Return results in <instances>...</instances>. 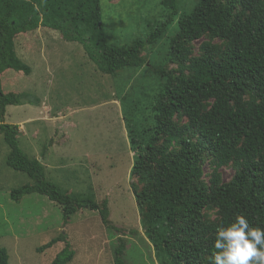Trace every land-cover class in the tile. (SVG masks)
Masks as SVG:
<instances>
[{"label": "trees", "instance_id": "16d2710c", "mask_svg": "<svg viewBox=\"0 0 264 264\" xmlns=\"http://www.w3.org/2000/svg\"><path fill=\"white\" fill-rule=\"evenodd\" d=\"M101 1L84 0L80 7ZM34 5L35 0H0V135L9 148L6 165L32 180L12 189L10 197L19 201L32 193L47 196L61 207L65 223L81 209L95 210L113 229L108 199L97 203L59 190L47 180L43 164L22 150L19 126L4 117L7 106L25 101L22 94L3 90L1 75L8 69L31 73L17 53L16 38L40 27L82 45L104 74L141 67L147 45L179 15L180 0H162L166 20L146 38L129 46L104 47L92 43V31L77 30L76 13L58 16L53 10L48 18ZM90 20L96 23L91 17L88 26ZM177 24L167 65L158 70L164 79L158 92L122 103L134 153L131 188L159 264H214L218 227L229 226L243 214L253 227L264 229V0H198L191 11L180 13ZM207 163L210 173L205 171ZM225 166L235 169L228 181L221 173ZM62 241L65 246L50 264H69L75 257L63 232L38 250ZM125 250L120 237L114 264H127ZM0 264H10L4 249Z\"/></svg>", "mask_w": 264, "mask_h": 264}, {"label": "rangeland", "instance_id": "374dc122", "mask_svg": "<svg viewBox=\"0 0 264 264\" xmlns=\"http://www.w3.org/2000/svg\"><path fill=\"white\" fill-rule=\"evenodd\" d=\"M83 1L35 0L48 18L53 10L58 16L76 13L77 30L92 31L97 47L129 46L166 20L162 0H102L82 9ZM197 2L180 0L179 15ZM179 15L155 43L147 45L143 66L126 67L115 75L100 72L82 45L64 40L56 30L40 27L17 36V53L32 70L29 75L14 69L2 73L3 90L22 94L25 101L7 106L4 121L19 126L22 150L43 164L47 180L59 190L89 196L97 203L108 199L114 228L90 209L79 210L65 223L61 207L39 193L12 200V189L32 180L6 165L9 148L0 135V249L8 252L10 264H50L65 242L43 252L38 249L62 232L76 253L69 264H114L120 237L126 243L127 264H159L131 188L134 153L122 103L158 92L164 81L158 70L167 65ZM91 17L96 23L90 20L88 26ZM201 42H196V50ZM205 171H212L210 164ZM221 173L228 181L235 169L225 166Z\"/></svg>", "mask_w": 264, "mask_h": 264}, {"label": "clouds", "instance_id": "9594fccd", "mask_svg": "<svg viewBox=\"0 0 264 264\" xmlns=\"http://www.w3.org/2000/svg\"><path fill=\"white\" fill-rule=\"evenodd\" d=\"M39 12L40 7L34 5ZM214 264H264V229L241 214L229 226L217 228Z\"/></svg>", "mask_w": 264, "mask_h": 264}, {"label": "crops", "instance_id": "0c3cea01", "mask_svg": "<svg viewBox=\"0 0 264 264\" xmlns=\"http://www.w3.org/2000/svg\"><path fill=\"white\" fill-rule=\"evenodd\" d=\"M21 128V127H20Z\"/></svg>", "mask_w": 264, "mask_h": 264}]
</instances>
